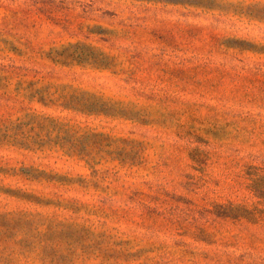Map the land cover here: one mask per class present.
I'll return each mask as SVG.
<instances>
[{
  "label": "rangeland",
  "instance_id": "rangeland-1",
  "mask_svg": "<svg viewBox=\"0 0 264 264\" xmlns=\"http://www.w3.org/2000/svg\"><path fill=\"white\" fill-rule=\"evenodd\" d=\"M0 264H264V0H0Z\"/></svg>",
  "mask_w": 264,
  "mask_h": 264
}]
</instances>
